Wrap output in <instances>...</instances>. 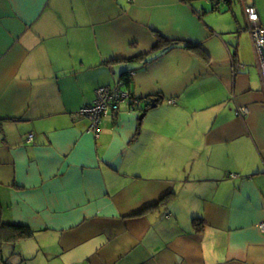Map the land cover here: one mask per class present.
I'll return each mask as SVG.
<instances>
[{
  "label": "crops",
  "instance_id": "1",
  "mask_svg": "<svg viewBox=\"0 0 264 264\" xmlns=\"http://www.w3.org/2000/svg\"><path fill=\"white\" fill-rule=\"evenodd\" d=\"M213 3L0 0V221L33 231L0 264H264V85L244 13L264 25V0ZM159 35L209 61L155 50ZM125 72L141 101L91 130L81 109Z\"/></svg>",
  "mask_w": 264,
  "mask_h": 264
},
{
  "label": "built area",
  "instance_id": "2",
  "mask_svg": "<svg viewBox=\"0 0 264 264\" xmlns=\"http://www.w3.org/2000/svg\"><path fill=\"white\" fill-rule=\"evenodd\" d=\"M245 14L249 23V31L257 51L264 49V25L262 24L259 10L256 7H248L245 9ZM260 73L264 85V62L260 61ZM130 97L129 92L122 91L120 85L114 88L101 87L96 92V100L91 106L84 107L80 111V115L89 118L92 121L91 130L96 131L102 120L107 117L114 116L115 112L126 103ZM241 114H247L246 108L238 109ZM29 141L34 140V136L28 137ZM259 229L264 233V222L259 224Z\"/></svg>",
  "mask_w": 264,
  "mask_h": 264
},
{
  "label": "trees",
  "instance_id": "3",
  "mask_svg": "<svg viewBox=\"0 0 264 264\" xmlns=\"http://www.w3.org/2000/svg\"><path fill=\"white\" fill-rule=\"evenodd\" d=\"M186 1L191 3L193 0H186ZM226 1H229V0H214L212 11L213 12H220L223 3ZM251 6L256 7L254 5H246L244 7V13H245V9L248 7H251ZM245 16H246V14H245ZM246 19H247V17H246ZM247 22H248V20H247ZM158 37H159L158 38L159 43L155 47V50L165 49L164 53H166L169 50H171L173 47H176V46L182 44L187 50L196 52L199 55H201L205 61H209V56L206 54L205 50L203 49L202 44L191 43V42H181V41H176V40H168L161 35H159ZM117 61L118 60L115 59V60L109 61L108 63H116ZM131 84H132V80H131L130 72L123 73L121 78H120L119 85L121 88L128 89V91L127 90H125V91L129 92L130 97L127 99L126 103H124V104H129V108L132 109L133 106L141 100L136 98L133 95V93L130 92ZM121 110H122V106L119 107V109L115 112L114 116H112V117L117 116L121 112ZM194 223H197V224L201 223V225H202L203 221L201 219H195ZM32 234H33V231L29 227L6 224V223H3L2 221H0V255H1L2 248L5 244L15 242L19 239L27 238V237L31 236Z\"/></svg>",
  "mask_w": 264,
  "mask_h": 264
},
{
  "label": "water",
  "instance_id": "4",
  "mask_svg": "<svg viewBox=\"0 0 264 264\" xmlns=\"http://www.w3.org/2000/svg\"><path fill=\"white\" fill-rule=\"evenodd\" d=\"M257 56H258V59L260 61L264 62V49H260V52L257 54ZM157 101L158 100H150L151 108H156L157 107V104H156ZM144 117H145V113L141 114L140 120H143Z\"/></svg>",
  "mask_w": 264,
  "mask_h": 264
}]
</instances>
